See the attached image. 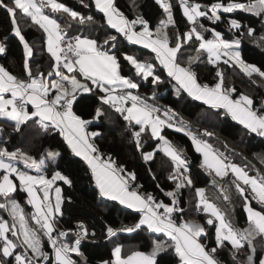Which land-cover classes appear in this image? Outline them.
I'll return each instance as SVG.
<instances>
[{
    "label": "snow or ice",
    "instance_id": "6c2138e0",
    "mask_svg": "<svg viewBox=\"0 0 264 264\" xmlns=\"http://www.w3.org/2000/svg\"><path fill=\"white\" fill-rule=\"evenodd\" d=\"M156 3L163 9L166 19L160 20L153 32L149 28L148 21L142 16L137 15L135 19L129 20L123 12L115 7L113 0H95L96 7L103 12L107 24L111 28L123 34L128 41L142 44L155 52L156 59L167 70L168 76L177 81L178 87L175 89L177 96L182 90L186 91L193 99L203 101L212 109H224L226 115L230 114L233 120L238 121L249 132L264 137V107L259 110L254 108L253 100L244 93L233 98L232 94L236 92V89L224 86V75L219 67L216 71L217 81L212 86L198 83L196 73L192 69L193 62L200 59V52L203 50L207 53L208 60L212 64H217L222 57H228L224 60L225 64L235 62L249 78L254 74L264 78V71L241 59L238 50L239 40H226L215 29H211L212 39H206L195 26L200 17L206 16L209 20L219 21V10L231 13L236 9H242L258 17H264V0H248L247 3L230 0L227 4L218 0V2L204 6V10H201L202 5L199 3L180 0L184 16L187 17L189 23L194 25L182 36L186 40H191L195 36L199 41L197 55L189 57L187 67H183L177 62V53L181 49V36H177L174 47L169 46L166 29L175 23L172 5L167 0H156ZM0 7H4L10 14L12 33L23 44V66L26 72L24 78H19L0 65V118L11 122L16 132L21 131L23 125L33 120L45 131L50 128L59 129L71 152L75 156L82 157L91 169L100 195L118 200L121 204L140 211L138 222L119 231L131 233L141 226H146L148 230L164 233L170 238V242L154 241L150 252L131 251L126 256L122 255V247L117 245L113 249L115 259L105 261L103 264H157V256L168 250H174L178 264H221L216 253L224 246L225 242H228L237 252L245 246V243L252 252L255 251L254 241L258 237L264 239V209H255L246 192L250 189L253 198L258 203L264 204V174L257 171L256 175H250L244 167L233 163L222 155H217L215 149L206 140L199 139L190 130L185 131L184 128L177 127L174 120L176 114L172 109L166 108L162 118L159 108L155 105H148L140 96L133 95L131 90L137 89L139 84L132 78L121 75L120 65L115 55H109L107 51L100 50L95 39L77 35L66 41L64 29L52 15L45 14L44 9H50L51 13H66L73 20L78 19L81 24L92 22L93 17H85L58 0H8V3L0 0ZM209 9L211 15H209ZM17 10L30 17L47 34V51L55 61L51 65L53 71H49L47 77H51L55 73L59 79L49 81L43 72L34 73L30 69L29 58L33 56V50L17 26ZM137 24L142 25L141 31L135 30ZM229 24L237 30L241 27L240 22L235 19L230 20ZM200 28H203V25H200ZM204 31H208V29H204ZM253 32L254 29L248 28L249 35H252ZM116 39V36H107L104 43H115ZM261 40L264 41V37H261ZM5 51L4 43L0 42V53H5ZM125 60L134 67L137 76H141L144 80L151 77L153 84L160 82L161 77L155 74L152 63L141 62L127 54H125ZM61 65L71 75L64 74ZM77 67L78 72L74 71ZM77 75H82L96 86V89L101 93L98 97L101 105H108L120 113L130 126H133V122L139 126V130L132 132L137 146H139L141 134L148 128H150L153 137H159L162 141V150L175 165V175L169 178L173 180H176L177 176L181 178L180 182L176 184V189L166 193L167 196L172 197L171 204H165L163 201L157 203L151 194L141 196L135 190L130 191L128 180L119 175L123 169L115 168L111 157L105 161L100 155H94L98 149L94 143L90 142V138L98 136L100 133H87L86 128L92 121L83 119L73 110L74 102L77 101L78 96L81 93L93 92V89L88 83L81 82ZM6 94H10L8 98H6ZM154 98L155 93H153ZM28 105H31L33 110L30 111ZM104 115L103 107H96L93 120H98ZM181 123L184 122L181 121ZM164 126L185 132L196 151L203 156L201 166L214 172L215 176L222 179L231 172L235 177L232 183L238 195L244 198L243 207L247 214V227L240 229L235 227L224 212L206 198L203 188L196 189L200 198L197 208L203 205V211L210 213L211 217H214L218 222L214 225L215 247L208 248L207 245L201 243L200 238L205 234L203 225L183 220L182 217L180 220L173 219V213L183 212V209L178 207L177 192L185 185H192L193 181L186 175L188 172L186 158L182 157L181 153L172 146L171 141L161 135V129ZM2 130L0 128V131ZM205 135L212 134L205 133ZM60 156L61 153L58 151H46L39 159H36L20 149L9 151L5 147H0V169L3 170V174L0 176V197L3 198L0 209L7 210L13 220L9 227L8 221L0 219V240L3 241V245L0 247V264H9L8 258L12 257H14L15 264H40L41 259L49 258V253L44 250L37 230L29 227L21 204L12 198V194L17 191L12 174H15V178L18 179L19 187L27 193L28 204L34 208V212L31 214L32 220L40 226L52 246L54 264H77L71 254L83 256L80 244L88 233L82 223L77 225L81 231L75 233L73 243L60 239L68 236L67 232L60 231L56 236L53 235L54 217L58 213L62 214V198L61 188L56 187L55 203H52L49 195L50 190L57 180L69 185L72 181L59 170L52 173L51 179H47L43 174L31 175L13 163V161H22L27 168H34L38 173H42L48 164L56 165ZM153 156L154 153H146L144 159L148 161ZM128 175L131 179H135L133 173ZM41 192L43 193L42 197L39 194ZM223 199L228 201L229 196L225 194ZM161 208L163 212L158 211ZM17 223L19 229L16 227ZM206 223L213 225L214 221L209 218ZM9 231L13 236H18V233L19 236H22L23 239L19 245L8 237ZM116 231L118 230L112 227L107 228V234L110 237L114 236ZM20 247L24 248L23 252L19 250ZM29 250L32 253L30 259L27 256ZM231 255L235 261V253H231ZM251 262L252 255L249 254L244 264H251ZM259 264H264V258L260 259Z\"/></svg>",
    "mask_w": 264,
    "mask_h": 264
},
{
    "label": "trees",
    "instance_id": "16d2710c",
    "mask_svg": "<svg viewBox=\"0 0 264 264\" xmlns=\"http://www.w3.org/2000/svg\"><path fill=\"white\" fill-rule=\"evenodd\" d=\"M58 1L85 17H93L92 22L81 24L78 19L73 20L66 13H51L50 9L45 8L48 14L57 19L65 31V36L79 35L95 39L100 49L116 56L121 75L129 76L139 84V87L134 89L136 92L163 109H172L176 114V119L190 126L209 144L221 148L233 163L242 165L250 174L256 175L257 171L264 174V137L249 132L238 121L233 120L230 114L226 115L224 110L212 109L203 101L193 99L186 91L182 90L177 96L175 93V89L178 87L177 81L168 76L166 69L156 59L155 52L150 48L128 41L123 34L111 28L107 24L103 12L96 7L95 0ZM4 2L8 3V0H4ZM169 2L172 5L175 21L174 25H169L166 29L169 43L175 46L177 36H181V49L177 53V61L187 67L189 57L197 55L199 41L196 40L195 36L191 40L183 38L182 34L188 32L194 25L189 23L187 17L184 16L180 0H169ZM190 2H198L204 8V6L218 2V0H190ZM219 2L227 4L230 0H219ZM234 2L247 3L248 0H234ZM114 3L131 20L135 19L137 15L142 16L148 21L149 28L152 30L156 29L160 20L166 19V14L161 6L156 3V0H114ZM209 15H211L210 9ZM218 15H220L219 21L209 20L206 16L200 17L195 25L197 30L201 31L206 39L210 36L211 29H215L226 40H239L241 59L245 63L254 64L264 71V41L261 40V37H264V17H258L242 9H236L231 13H224L219 10ZM16 19L21 34L33 50V56L29 58L30 69L34 73L39 71L47 75L49 71L53 70L51 65L54 64V60L46 47L47 34L30 17L19 10H17ZM232 19L240 22L239 30L232 28L229 24ZM200 25H203V28H200ZM248 28L254 29L252 35L248 34ZM11 29L10 14L4 7H0V41L4 43L6 49L5 53H0V63L13 75L24 78L26 72L23 66V44L12 33ZM204 29H208V31H204ZM107 36H116V42L105 44L104 41ZM125 54L134 56L139 61L152 63L155 74L161 77L160 82L153 84L151 77L144 80L141 76H137L134 67L125 60ZM217 67L223 72L224 86L236 89L232 95L237 96L244 93L253 100L254 106L264 107V78L256 74L249 78L235 62L225 64L224 60H220L217 64H212L208 60L207 53L203 50L200 52V59L194 61L192 65L197 80L211 85L217 81ZM62 69L64 68L62 67ZM78 77L80 80L87 81L85 78ZM87 83L89 84L88 81ZM153 93H155L154 99ZM99 95L101 93L96 88L93 89V92L81 93L73 106V110L83 119L92 121L88 125V129L100 133L93 137L96 148L104 154L115 155L117 164L122 166L126 173L134 174L135 182L143 189L151 191L158 200L165 204H171L172 197L167 196L166 193L175 190L176 184L180 182L181 178L179 176L176 180L169 178L175 175V165L171 158L158 147L159 139L154 138L148 128L141 134L140 143L137 146L132 132L139 130V126H136L134 122L133 126H130L120 113L108 105H101L98 99ZM99 106L103 107L105 115L98 120H93L95 108ZM0 128L3 129L0 131V147H5L9 151L20 149L36 159H39L46 151L61 153L57 164H48L42 173L46 176H52L54 171L59 170L72 181L71 185L57 181L63 196L62 214L58 213L54 217L55 229L53 233L67 232V242L73 243L77 232L76 223L82 222L85 225L88 235L81 240L80 244V251L83 256L71 254L77 264H103L105 261L114 260L113 248L116 244L121 245L122 255L126 256L131 251L150 252L153 242L156 240L170 242L169 239L164 240L161 233L149 231L144 226L131 233L119 231L125 225L133 226L140 218V211L129 208L118 200L101 196L91 169L82 157L75 156L71 152L58 129L50 128L45 131L33 120L23 125L21 131L16 132L14 125L3 118H0ZM205 133L212 135H205ZM163 134L175 144L182 156L186 158L188 165L186 175L193 181L192 185H185L177 192L180 209H183L182 213H177V217L179 219L181 217L182 219L194 217L199 220L206 231L203 236L204 243L209 247L216 246L214 226L216 222L213 225H208L206 221L210 216L201 208H197L198 195L196 189L203 188L206 198L214 202L235 227L240 229L247 227V214L243 207L244 198L238 195L232 183L235 179L234 175L229 172L221 179L215 176L214 172L202 167V155L196 151L191 139L185 133L165 126ZM151 151H153L154 156L151 160L146 161L144 154ZM13 162H16L19 167L27 169L22 161ZM15 180L17 191L12 194V198L22 205L28 225L37 230L44 250L51 252V257L48 260L41 259L40 264H54L52 246L43 230L39 229L35 221L32 220V206L27 202V193L19 187L18 179ZM225 194L229 196L228 201L223 199ZM246 195L250 198L251 205L255 209H264V204L258 203L253 198L250 189ZM0 213L2 219H8L9 227H11L13 220L7 210L0 209ZM16 227L19 229L18 226ZM108 227L118 230L114 236H108ZM8 234L14 242L20 244L22 236H19V233V239L18 236H13L11 231ZM254 242L257 247L256 264H259L264 252V239L258 237ZM2 245L3 241L0 240V247ZM19 250L23 252L24 248L20 247ZM248 251L246 243L237 252L232 249L228 242H225L216 255L222 258L225 264H244ZM231 253H235V261ZM27 256L29 259L32 257L30 250ZM8 260L9 264H15L14 257L8 258ZM157 264H178L174 250L160 253L157 256Z\"/></svg>",
    "mask_w": 264,
    "mask_h": 264
},
{
    "label": "built area",
    "instance_id": "2783aa9c",
    "mask_svg": "<svg viewBox=\"0 0 264 264\" xmlns=\"http://www.w3.org/2000/svg\"><path fill=\"white\" fill-rule=\"evenodd\" d=\"M238 3H239V2H238ZM135 26H142V25L137 24V25H135ZM72 37H75V36H66V37H65V40H66V41H67V40H70ZM210 38L212 39V33L210 34ZM62 46H63V45H62ZM0 64H1V63H0ZM19 78H20V77H19ZM131 91H132L133 95H138V96H140L143 100H145V101L147 102L148 105H155V107L159 108V109H160V115H161V117L163 118V112H164L165 109L159 107L158 105H156V104L152 103L151 101H149L148 99L144 98L141 94H139L138 92H136L134 89H132ZM237 96H238V95H237ZM254 107H255L257 110L260 109V106H259V105H256V106H254ZM28 108H29V105H28ZM174 120H175V122H176V126H177V127H179V128H184L185 131L190 130V131H192L193 133H195V134L198 136L199 139L204 140L203 137H202L200 134H198L197 132L193 131L192 128H191L190 126H188V125L185 124V123H181V121L178 120V119H176L175 117H174ZM183 133H185V132H183ZM92 143L96 144V143H95V140H94L93 138H92ZM212 147H213V149H215V152H216L217 155H222V157H226L227 159H229L228 155H227V154H226L221 148H219L218 146H213V145H212ZM96 154L100 155L101 158H102L103 160H105V161H108L109 157H111V160H114V161L116 162V156H115V155H112V154H110V153H106V154H104V153L99 152V151H98L97 153H95V155H96ZM229 160H230V159H229ZM116 165H118L117 162H116ZM18 168H20L21 170L26 171V170H25L24 168H22V167H18ZM120 168L123 169L122 166L118 165V166H117V169H120ZM121 172H122V173L125 172L124 169H123V171H121ZM125 173H126V172H125ZM124 178L128 180V186H129V189H130V190H135V191H137L138 193H140L142 196H145L146 194H151V195L154 197L155 201H156V202L158 201V199H157V198L151 193V191L143 189V188H142L137 182H135L133 179H131V178L129 177L128 173L124 175ZM51 201H52V200H51ZM52 203H53V202H52ZM178 207L180 208L179 202H178ZM158 211L163 212V209L161 208V209H159ZM32 213H33V212H32ZM177 213H178V212L173 213V219H174V220H180V219L177 217ZM0 219H2V214H1V213H0ZM80 223H82V222H77V223H76V230H77V231H81V229H79V228L77 227V225L80 224ZM82 224H83V223H82ZM83 225H84V224H83ZM37 226H38L39 229H40V226H39V225H37ZM84 228H86L85 225H84ZM59 232H60V231H59ZM59 232H55V233H53V235L56 236ZM60 239H61V240H64L65 242H67L66 237H61ZM47 252L49 253V258H50V257H51V252H50V251H47ZM216 257L220 260L221 264H225V262H224V260H223L222 258H220L218 255H216ZM49 258H48V259H49ZM48 259H44V260H48Z\"/></svg>",
    "mask_w": 264,
    "mask_h": 264
},
{
    "label": "crops",
    "instance_id": "0c3cea01",
    "mask_svg": "<svg viewBox=\"0 0 264 264\" xmlns=\"http://www.w3.org/2000/svg\"><path fill=\"white\" fill-rule=\"evenodd\" d=\"M113 2H114V0H113ZM114 5H115V3H114ZM115 7H116V5H115ZM44 12H45V14H48V11H46V9H44ZM128 18V17H127ZM129 19V18H128ZM129 20H131V19H129ZM135 30L136 31H141L142 30V26H135ZM151 31H153V32H155V30H152V29H150ZM66 37V36H65ZM86 37V36H85ZM89 38V37H88ZM208 38H210V36L208 37ZM90 39H93V38H90ZM211 39V38H210ZM1 42V41H0ZM139 45H142V44H139ZM142 46H144V45H142ZM169 46L170 47H174L173 45H171L170 43H169ZM46 47H47V37H46ZM100 50H102V51H105V50H103V49H100ZM152 50V49H151ZM108 54L109 55H114L113 53H110V52H108ZM226 59H228V57H223L221 60H226ZM220 61V60H219ZM178 62V61H177ZM54 63H55V61H54ZM179 63V62H178ZM1 65V64H0ZM163 66V65H162ZM181 66H183L182 64H181ZM183 67H186V66H183ZM61 70L63 71V73L64 74H68V71H67V69H62V67H61ZM53 71V70H52ZM74 71H77L78 72V67L74 70ZM167 71V70H166ZM68 75H71V74H68ZM78 76H80V77H82V78H84L82 75H78ZM77 76V77H78ZM127 77H129V76H127ZM79 78V77H78ZM131 78V77H130ZM48 79H59V77H56L55 76V73H53V76H51V77H48ZM80 79V78H79ZM88 81V80H87ZM198 81V80H197ZM89 82V85L92 87V89H95L96 88V86L95 85H92L91 84V81H88ZM83 83H86V82H83ZM198 83H200V84H207V83H205V82H200V81H198ZM210 86H212L211 84H209ZM53 92L55 91L54 89L52 90ZM10 94H6V98H8V96H9ZM50 95H51V93H50ZM237 96H234L233 95V98H236ZM253 106H254V104H253ZM255 108V107H254ZM29 110L31 111V110H33L32 109V107H31V105H29ZM222 110H224V109H222ZM225 111V110H224ZM165 127V126H164ZM164 127H162V129H161V135L162 136H164L165 138H167L164 134H163V129H164ZM59 130V129H58ZM149 130H150V128H149ZM86 132L87 133H92L93 131L92 130H89L88 129V126H87V128H86ZM150 132H151V130H150ZM91 138H93V137H91ZM91 138H90V140H91ZM154 138H158L159 139V137H154ZM168 139V138H167ZM169 140V139H168ZM170 141V140H169ZM172 143V146L173 147H175V144L173 143V142H171ZM158 147L162 150V147H163V144H162V141L159 139V145H158ZM176 148V147H175ZM177 149V148H176ZM178 150V149H177ZM163 151V150H162ZM179 151V150H178ZM164 152V151H163ZM180 152V151H179ZM147 153H153V151H151V152H147ZM94 155H95V153H94ZM182 155V154H181ZM183 157V156H182ZM202 159H203V156H202ZM112 162H114V167L115 168H117V166L118 165H116V162L114 161V160H111ZM236 164V163H235ZM239 165V164H238ZM240 166H242V165H240ZM2 171V170H1ZM119 175H120V173H119ZM250 175H252V174H250ZM45 176V175H44ZM121 176V175H120ZM16 179V178H15ZM59 181V180H58ZM130 190V189H129ZM131 191V190H130ZM138 194H140V193H138ZM141 195V194H140ZM142 196V195H141ZM104 197V196H103ZM27 198H28V196H27ZM105 198H110V197H105ZM111 199V198H110ZM199 196H198V198H197V204L199 203ZM62 200H63V198H62ZM210 202H212L211 200H209ZM212 203H214V202H212ZM215 204V203H214ZM125 205V204H124ZM216 205V204H215ZM127 206V205H126ZM217 206V205H216ZM200 208L203 210V205H201L200 206ZM133 209H136V208H133ZM136 210H138V209H136ZM257 210H259V209H257ZM32 212H34V208H33V206H32ZM204 212V211H203ZM206 213V212H205ZM209 216H210V218H212L213 219V221L214 222H216V223H218L217 221H215V218L214 217H211V214L210 213H207ZM183 220H186V221H194V222H197V223H199V224H201V225H203L199 220H197L196 218H194V217H190V218H188V219H183ZM138 222V221H137ZM131 227L132 225H125L124 227ZM144 227H146V226H144ZM147 228V227H146ZM150 231V230H149ZM206 232V231H205ZM162 234V236H163V238H164V240L165 239H169L170 240V238L169 237H167V235L166 234H164V233H161ZM205 235V234H204ZM204 235H202V237L200 238V241H201V243H204V241H203V236ZM261 239V238H260ZM163 240V239H162ZM205 244V243H204ZM205 245H207V244H205ZM260 247H262V244H260ZM208 248H212V247H209L208 246ZM248 253V252H247ZM261 258H264V252L262 253V257ZM115 259V258H114ZM245 260H246V256H245Z\"/></svg>",
    "mask_w": 264,
    "mask_h": 264
},
{
    "label": "rangeland",
    "instance_id": "374dc122",
    "mask_svg": "<svg viewBox=\"0 0 264 264\" xmlns=\"http://www.w3.org/2000/svg\"><path fill=\"white\" fill-rule=\"evenodd\" d=\"M58 2H60V1H58ZM167 2H169V0H167ZM61 3V2H60ZM170 3V2H169ZM195 3H198V2H195ZM239 3H246V2H239ZM183 10V9H182ZM201 10H204V8H202ZM198 20H199V18H198ZM82 37H85V36H82ZM207 39H210V38H207ZM230 41V40H229ZM232 41V40H231ZM100 49V48H99ZM239 50V49H238ZM223 58V57H222ZM141 62H144V61H141ZM64 70V69H63ZM68 74H71V73H68ZM67 74V75H68ZM45 77L48 79V77H47V75H45ZM78 78V77H77ZM79 79V78H78ZM49 81H51V79H48ZM80 80V79H79ZM81 82H86L87 83V81H85V80H81ZM90 142L92 143V138H91V140H90ZM13 163H15L16 165H17V167H19L18 166V164L16 163V162H13ZM238 165V164H237ZM243 167V166H242ZM27 168V167H26ZM1 170L2 169H0V172H1ZM26 171L27 172H29V174H31V175H40V174H43V173H38L34 168L33 169H29V168H27L26 169ZM2 174H3V170H2V172L0 173V176H2ZM125 174H127V173H125V172H120V175L121 176H123L124 177V175ZM250 174V173H249ZM43 175H45V174H43ZM64 175V174H63ZM45 177L47 178V179H51L52 178V176H46L45 175ZM12 178L14 179V183H16V180H15V174H12ZM58 181V180H57ZM57 181H55L54 182V184L52 185V189L50 190V193H49V195H50V200H52V202L53 203H55V196H56V194H55V188L56 187H60V185L59 184H57ZM61 188V187H60ZM40 195H41V197H42V195H43V193L41 192V193H39ZM61 198H63V196H62V190H61ZM27 199H29V198H27ZM3 202V198H1L0 197V203H2ZM158 202H160V200H158L157 201V203ZM22 206V205H21ZM23 211H24V209H23ZM25 214V213H24ZM3 220H6V221H8V219H6V218H4ZM8 223H9V221H8ZM9 226H10V223H9ZM16 226H18L19 227V224L17 223V225ZM29 227H31L30 225H29ZM7 235H8V237L10 238V239H12L10 236H9V234L7 233ZM23 239V238H22ZM13 240V239H12ZM14 241V240H13ZM157 241V240H156ZM117 245H120V244H116L115 246H117ZM114 246V247H115ZM121 246V245H120ZM114 249V248H113Z\"/></svg>",
    "mask_w": 264,
    "mask_h": 264
},
{
    "label": "water",
    "instance_id": "95a60500",
    "mask_svg": "<svg viewBox=\"0 0 264 264\" xmlns=\"http://www.w3.org/2000/svg\"><path fill=\"white\" fill-rule=\"evenodd\" d=\"M254 243H255V242H254ZM248 249H249V248H248ZM249 254L252 255V262H251V264H256V255H257V247H256V245H255V251L252 252V251L249 249L248 253L246 254V257H247V255H249Z\"/></svg>",
    "mask_w": 264,
    "mask_h": 264
}]
</instances>
